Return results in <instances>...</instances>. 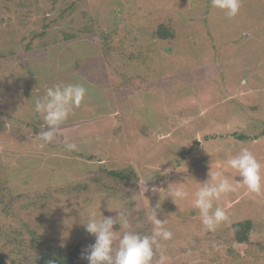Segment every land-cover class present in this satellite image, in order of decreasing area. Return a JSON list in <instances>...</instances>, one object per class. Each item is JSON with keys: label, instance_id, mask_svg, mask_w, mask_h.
I'll return each mask as SVG.
<instances>
[{"label": "rangeland", "instance_id": "1", "mask_svg": "<svg viewBox=\"0 0 264 264\" xmlns=\"http://www.w3.org/2000/svg\"><path fill=\"white\" fill-rule=\"evenodd\" d=\"M116 1L0 0V186L11 191L3 203L1 196L5 191L0 192V253L8 254L4 264H31L34 250L28 248L27 242L33 237H39L47 247L77 242L83 246L93 244L95 237L83 226L89 211H95L97 218L112 216L126 222V228H120L119 223L114 225L117 236L125 230L151 235L153 225L148 217L152 208L166 198L165 194H159L162 189L168 193L167 200L156 210L158 218L165 222L164 227L173 232V238L160 241L161 247L154 249L153 264H159L161 255L167 257L165 264H264V242L263 249L256 251L255 246L231 243L234 252L229 253V246L220 238L222 228L228 225L232 215L228 208H232L234 215L254 209L256 213L251 217L257 225L264 215L261 208L264 193L259 197L246 195V198V186L241 185L223 195L227 198L224 207L220 206V200L215 203L230 212L225 211L228 219L215 231L204 230L199 211L192 207L191 195L175 202L168 196L172 187L194 193L210 171L218 170L213 163L219 160H213L214 157L225 164L219 170L234 184L238 174L227 165L226 158L244 148L260 162L264 175V86L258 87L264 82V17L261 23L254 22L258 13L254 12V21L253 17L246 19L251 28L235 39L230 36L235 35V28L226 16L212 24L217 30L227 28L222 36L225 43L232 44L231 48L220 49L216 61L225 71L230 62L234 63L233 68L240 76L243 72L245 76L250 74L251 79L248 82V77L241 79L238 92L237 83L235 86L227 79L228 84H223L225 89H213L205 100L201 98L204 101L201 104L207 111L210 109L204 115L205 109L199 111L202 108L199 98L192 94L196 90L193 71L203 65L211 66L209 58L213 54L211 49L206 50L209 45L203 43L216 44L220 38L216 32L210 38L204 32L203 36L193 34L187 41L182 37L177 51L169 52L168 46L162 45L159 53H150L144 65L134 68L130 64L129 70L123 69L126 86L115 89L107 72L116 58L106 59L109 63H102L103 68L97 64L102 49L90 42L65 40L64 35L71 28L87 23L84 14L94 17L98 13L100 29L112 25L104 17L106 11L116 9L120 14V10H126L121 1L128 0ZM249 1L241 0L242 17L251 14ZM128 3L134 5L132 15L125 17L121 24L114 23L125 34L124 49L129 51L136 49V44L144 43L138 37L139 32L147 29L145 26L154 27L155 21L164 14L166 18L176 17V12L191 15L194 26L201 31L204 28L198 12L209 9L208 13L213 15L214 9L201 4H211V0H130ZM262 12L261 9L259 14ZM220 43L223 42L220 40ZM191 44L197 49L191 52L193 57H189L190 48H187ZM198 54L200 59L205 58L202 64L195 59ZM131 72L140 77L130 78ZM61 82L82 84L87 94L81 106L61 126L55 140L41 147L39 134L47 126L43 129L42 118L34 112L35 101L45 95L47 88ZM230 93L235 99L227 101ZM209 118L228 131L226 134L230 137L225 141L229 146L232 144L231 151L224 148L219 152L212 140L205 147L209 153L206 156L199 157L197 149H192L197 154L181 153L180 143L190 146L194 139L202 142L201 134L190 131V126L205 123ZM221 126L217 127L223 130ZM65 138L77 143L78 150L66 151ZM91 155L95 157L89 160ZM184 164L190 165L188 169L192 165L195 170L205 165L214 169H204L195 178V174L190 176L184 170L187 167ZM115 169L129 170L135 176L130 180L115 179L108 173ZM239 194L245 198L241 199ZM11 197L12 205L7 209L10 213L5 215L2 209ZM170 200L176 214L164 205ZM256 225L251 231L252 240L264 236V225ZM13 229L19 232L22 242L15 244L23 247L20 254V247L8 238ZM28 230L33 233L29 234Z\"/></svg>", "mask_w": 264, "mask_h": 264}, {"label": "trees", "instance_id": "2", "mask_svg": "<svg viewBox=\"0 0 264 264\" xmlns=\"http://www.w3.org/2000/svg\"><path fill=\"white\" fill-rule=\"evenodd\" d=\"M116 1V0H115ZM130 1V0H128ZM125 1H121L122 5H124V7L126 8V10L124 11L122 8L123 7H119L120 10V14L118 13L119 11L115 10H108L106 11L105 14H107L106 16H104L106 18L107 22H112V25H108L106 27V29H100L99 27V22L97 21V14L93 17L90 15H85L83 16V18H85V21L87 23H85L83 26L79 27V28H71L65 35L64 38L65 40H70V41H77V42H82V44H84L85 42H90L91 45H94L100 49H102V55L100 54V58L97 61V64L99 63L103 68H105L103 66L102 63L107 62L106 59L108 58H116V62L115 63H110L111 65V69L108 70L107 75L109 77V82L111 81V87L118 88V87H125V75L123 73V69L127 68L129 70V67L131 65H133V67L135 68V66H139V65H144V62L146 61L147 57H149L151 52H154L157 54L159 53V51H161V49L163 48L162 45H166L168 46V50L169 52L173 49L174 51H177L181 41L180 38L182 39H186L185 41L189 40L193 34L197 33L202 35L204 32V35L206 34L208 36V38L211 37V35L213 34V32H216V36L220 37L218 39V41L216 42V44H214L213 46L208 44V43H203V45H209V48L207 47L206 50H210L213 54V56L210 55V60L212 61L211 66L210 65H203L198 67L197 69H195L193 72L196 73L194 76V80L195 81V85H193L196 90L193 91L192 94L193 97L195 98L196 96L199 98V103L200 106L202 107L199 111L204 110V115H206L210 109L207 111V109L204 107L205 105L201 104L204 103L201 102V98H203L205 100V98H207L208 93L211 94V91L213 89H217L218 91H221L225 89L226 85L223 84H228V80L232 81L234 83V85L236 86L237 83V92L238 90H240V81L241 79H243L244 77H248L247 82L249 81L250 78V74L248 76H245L244 73L240 70V72H242V75H239V71H237V69L233 68L234 67V63L230 62V65L227 69V71H225V69L223 67H221V63H218L216 56L220 53V49L224 47H232V44H228L225 43V38L222 36V31H226V29L223 30V28L220 29H216L214 27H212V24L215 22L216 19L221 18H225L224 13L219 10L216 9L214 7H212V5L210 3H201L207 6V8H214L212 10L211 13H213V17L210 15L209 9L205 10L204 12H198L199 15V19L201 21V25L203 26L204 29H202L200 31V29L196 26H194V17H192L191 15L187 17V15H183L181 12H176V17L175 16H168L167 18L165 17L166 14H164L163 18H161L160 20L155 21L156 24H154V27H151L150 25L149 28L152 29L150 32V29L148 28V26H145V28L147 27V29H145L142 32H139V38H142L144 43L141 44H136V49L134 50H125V43L123 41V39L125 38V34H123V32H120L119 29L117 28V25L114 22H119L120 24L124 21L125 17H129L132 15L133 13V9H131L133 6H130L128 3ZM136 1V0H135ZM117 3L120 2V0L116 1ZM116 3V4H117ZM251 7H252V11L251 14L249 16V14L246 15H242L240 13H238L237 16L233 17V18H228V20L230 19V22L232 21V27L234 26L235 28V35H230L233 39L235 38H239L238 36L241 37V34L244 33L243 31H246L248 29H250L251 25L248 23V21L246 19L249 20L250 17H253V21L254 19V12H258L257 14H255L257 21L254 22H260L262 21V18L264 17V0H253V1H249ZM199 4V3H198ZM118 9V10H119ZM263 10L262 14H259L260 10ZM132 10V11H131ZM151 11V10H149ZM216 12V13H215ZM111 13V15H109ZM124 14V15H122ZM122 15V16H121ZM204 15V16H203ZM241 16V17H240ZM145 17V16H144ZM227 18V17H226ZM150 16L148 15V22H149ZM152 21V19L150 20ZM118 23V24H119ZM225 23H228L225 22ZM253 24V23H252ZM129 25V24H128ZM254 25V24H253ZM143 26V25H142ZM142 26H140L142 28ZM127 26H123L124 30H126ZM220 28V26H219ZM138 30V29H137ZM125 33H130V31H126ZM146 34V35H145ZM88 36L90 37V39L88 38ZM203 36V35H202ZM132 38L136 39V36H132ZM207 38V37H206ZM230 39V37H227ZM92 39V40H91ZM182 39V40H183ZM179 40V41H178ZM221 42L223 43H220ZM175 42L173 45H171V43ZM179 42V43H177ZM203 42V41H202ZM176 44V47L174 46ZM196 44V43H194ZM194 44L189 45L187 48H190V53H189V57H193L191 52H194L196 47L194 46ZM226 44V45H223ZM202 46V45H201ZM195 47V48H193ZM202 49L205 50L204 47H201ZM192 50V51H191ZM218 52V53H217ZM200 55L198 54V56L195 57V59H198V62H204V57H202V59H200ZM112 58V59H113ZM105 59V60H104ZM202 60V61H201ZM106 63V64H107ZM142 63V64H141ZM131 64V65H130ZM202 64V63H201ZM80 65V63H79ZM78 65V66H79ZM146 66V65H145ZM144 66V67H145ZM231 71L230 72L228 71ZM244 71V69H243ZM249 71V70H248ZM99 72V71H98ZM100 73V72H99ZM105 73V72H104ZM102 73V74H104ZM235 73V74H234ZM248 73V72H247ZM191 74V73H190ZM205 75L203 78L201 77V75ZM214 74L216 76H214ZM234 74V75H233ZM139 76V75H138ZM137 75H135L134 73L131 72L130 78L132 77H137V79L140 77H138ZM129 78V77H128ZM127 79V78H126ZM228 79V80H227ZM202 80V82L200 83V81ZM236 80V82H235ZM252 81V80H251ZM255 81V80H254ZM257 82V81H256ZM254 84V83H253ZM216 85L218 87H216ZM264 86V82L263 84H259L258 87H263ZM215 87V88H214ZM235 88V90H236ZM262 91V90H260ZM259 91V92H260ZM226 93H224L222 95V98H224ZM189 95V94H188ZM229 99H227V101L235 99V96H233V94H229ZM212 118H209L208 120L205 121V123H201V124H196L193 126H190L191 128L189 129L191 130H195L197 131V133L201 134L202 137V142L200 143V140H196L194 139V144H201L200 147L196 148L195 145L192 143L190 146H185V144L183 145L182 143H180V147H181V153L184 154H197V152H192V149H197L198 150V155L199 157L201 156H206L209 153H206V145L207 142L212 141L213 143L212 145L217 146L219 152L221 150H223L224 148H228V151H231V146L232 144L229 146V143L225 140H227L230 136H228L226 133H228V131L224 130V127H222L221 125H219L217 122H211ZM217 126H221L223 128V130L219 129ZM215 129V130H212ZM217 132V134H216ZM147 133V132H146ZM262 135L264 137V130L262 131ZM242 139H245L244 137ZM188 145V144H187ZM225 145H228V147H225ZM186 152V153H185ZM95 156L91 155L88 156L89 160H92ZM214 159L219 160L217 163H213L215 169H218L221 167H223V165H225L223 162H221V159H219L218 157H214ZM229 158H226V160H228ZM215 162V161H213ZM212 164V163H211ZM264 165V162L262 163ZM184 166H187L184 168L185 171L189 172V175L193 176L195 178H197V176L201 175L204 169L205 170H212L214 168L210 167L207 168V165L203 166L200 169L195 170L196 167H192L191 169H188V166L190 165H186L184 164ZM183 166V167H184ZM220 168V169H221ZM183 170V168H181ZM225 171L228 172V170H226L224 168ZM85 173H88V171H85ZM109 175L113 176L115 179L118 180H130L133 178V176H135V174L131 171H127V170H108ZM209 174V173H208ZM194 177L192 179H194ZM230 180V179H229ZM241 180V178L239 177V175L234 177V184L238 183ZM236 182V183H235ZM172 184V183H171ZM168 190V189H167ZM1 191H5L4 195L1 196L2 200L1 202L3 203V199L6 197V194H9L11 191H9V188L4 187L3 185L0 186V192ZM164 189L159 190V194L161 195L163 193V195L165 194V199L164 201L162 200L161 202H165L167 200V194L168 193H164ZM240 195V194H239ZM246 195H250L251 197H259L260 195L251 193L247 188L245 189V197L248 198ZM243 194L240 195V198L242 199ZM244 197V198H245ZM11 199V200H10ZM9 199V201H5V207L2 209V213H4L5 215H7L8 213H10L7 209L12 205L10 202H12V197ZM231 199V198H229ZM228 199V200H229ZM160 202V203H161ZM220 206L224 207V204L227 202V198L225 196H222L220 199ZM156 204L157 205H160ZM3 205V204H2ZM164 205L167 206L168 209H170V211H172L173 206L171 205V200L164 203ZM219 206V207H220ZM262 210H264V205L263 207H261ZM231 210V216L229 217V221H228V225L224 226L221 230V234H220V238H222L223 242L227 243V245L229 246L227 248V251L229 253H233L234 249L232 248L233 244H241V245H245L247 246H255L256 249L255 251L258 250H262L263 249V242H264V236L262 237H255L253 240L250 238L251 236V231L253 229V227H255V222L253 221L254 217H251V214H255L256 211L254 209H251L248 212H243L244 214H236L234 215L232 212V208H228ZM227 213H229L230 211L225 210ZM172 213H175L174 211H172ZM14 216H16L15 213H11ZM176 214V213H175ZM262 218H264V215L261 216ZM260 218L258 219L257 225L261 226L264 225V220ZM26 224L28 225V223L26 222ZM256 225V226H257ZM173 226V225H169ZM28 227V226H27ZM258 227V226H257ZM16 229H13L11 234L8 236V238L10 239V243H12L14 246H18L15 245L16 243H22L20 241V238L18 237L19 232H16ZM19 231V230H18ZM33 230H28V233H33ZM32 236V235H30ZM224 236V237H223ZM33 237V236H32ZM34 238V237H33ZM30 238V241L27 242L28 243V248L32 247L34 250V253L32 254L34 257L32 259L31 264H88V261L82 257V253L86 250L85 246L87 247L88 245L85 244V246H83L80 243H75V244H66V246H54V247H47L44 242L39 239V237L36 238ZM20 247V246H18ZM22 248L20 247V252L18 254H20L22 252ZM31 249V248H30ZM254 249V248H253ZM6 255H3V253H0V264H4ZM13 262L9 263L12 264Z\"/></svg>", "mask_w": 264, "mask_h": 264}, {"label": "clouds", "instance_id": "3", "mask_svg": "<svg viewBox=\"0 0 264 264\" xmlns=\"http://www.w3.org/2000/svg\"><path fill=\"white\" fill-rule=\"evenodd\" d=\"M211 4L227 18H233L240 11L241 0H211ZM86 94L87 89L82 84L61 82L47 88L45 95L35 101L34 112L42 118L43 129L47 126V130H42L39 134L41 147L55 140L61 126L74 109L81 106ZM63 146L68 152L78 150L77 143L70 142L67 138L63 141ZM227 165L241 178L238 184L230 182L223 170H216L209 172L208 178L200 182L201 186L194 193L190 194L181 187L169 188L168 196L174 202L176 199L184 200L192 196V207L199 211L205 231H215L222 222L227 221L226 212L215 203L223 195L236 191L241 185L246 186L251 193H264L261 164L252 152L246 148L241 149L227 160ZM156 208H152L148 217L153 225L151 235L125 230L122 235L117 236L114 225L119 223L120 228H126V222L112 216L102 215L97 218L95 211H89L83 226L87 233L95 237V242L87 246L82 257L88 264H153L154 249L161 247L160 241L173 238V232L164 227V220L158 218ZM166 259V256L161 255L159 264H165Z\"/></svg>", "mask_w": 264, "mask_h": 264}]
</instances>
